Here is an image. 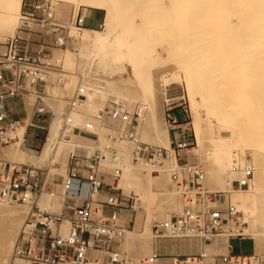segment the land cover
<instances>
[{
	"label": "bare ground",
	"instance_id": "6f19581e",
	"mask_svg": "<svg viewBox=\"0 0 264 264\" xmlns=\"http://www.w3.org/2000/svg\"><path fill=\"white\" fill-rule=\"evenodd\" d=\"M168 1L172 4V7H168V3H167ZM194 2L198 3V6L199 7L201 6L200 8L202 7L204 8L203 11L206 13L205 18L208 19V21L210 22L208 24L207 21L204 20V18L202 20H204L209 26L212 25L211 27L213 28L210 27V29H213L215 31L214 34H218L219 37L223 36L220 38L224 39V40L222 39L224 43L225 42L227 43V41H225L226 40L225 36H227V40L230 38L232 39V37L229 38L228 36H231L232 34L235 33L236 35L234 34V37H233L234 42L235 40H238V39L242 41V39L244 38L245 40L248 41L246 42L245 45L247 46V43H249L248 46L252 47V48L246 49V46L243 44L245 47L243 48L244 50H241L242 47L241 49H239L238 43L236 42L237 43L236 45L238 46V48H236L237 46L233 47L232 46L233 43L232 44L229 43L231 44L230 46L232 47V49L230 46L227 47L228 45L226 44H225L224 49L223 48L221 49L220 47L219 49L218 46L216 45L217 48L216 47H215L216 49L214 48L215 51L217 49L222 51L220 53L217 50L222 55V53H224L225 50L229 52L227 49L229 48L232 50L231 53L234 55H235V52L236 54L238 52H245L244 55L246 53L252 54L256 50V49L253 50L252 45L258 44L261 46L263 45V47L258 46V45L257 46L262 48L261 50L259 48V51H260L259 53L264 55L263 54L264 53V0H190V1L188 0H56V4H62L65 6L64 10H67L66 8H68L70 4H74L76 5V7L84 6L86 8H94L97 10H102L104 12L103 21H102L100 28L95 29V28H90V27H84L83 30L80 33H78L74 27H70V32H72L73 35L76 36L77 43H78L77 56L75 58V63H76V68H77L76 70L77 72H75L77 75L76 76L77 83H80L85 88L86 98L76 109H70L67 106L68 103L67 104L65 103L66 104L65 105L63 103L64 101L52 107L53 113H54L53 120L51 121L47 142L44 145L42 152L38 154L34 151H31L25 148L24 142L22 140L24 131L22 130V128H20L19 134H20L21 140L14 143V144H17L16 147H12L10 145L4 146L2 148L3 150L1 149L3 152H0V159L5 162L16 163L14 162V160H22L24 162L26 159L30 158V159L36 160L37 162L41 164H45L46 168L47 167L49 168L50 166L52 173L53 175H55V177H59L62 174L64 175L63 173L64 167H61V169H59L58 167H54L53 164L50 162V159L52 155L54 154V152L57 149H62L63 152L68 155V152H70L69 150H73L72 153L83 155V156H89L91 152L95 153L96 151L104 152L106 143H105V138H104L103 133L106 132V130H110L111 133H114L119 128H121L122 125L117 120H114L111 118L109 120H106V119L97 120L95 119V116L99 114L101 110L105 109V107L107 106L111 107L114 104L118 106L119 110L122 112V114H124L125 120H127L128 122L132 120V117H137L138 119L137 133L140 134L141 139H143V141H149L155 145L169 148L171 139H172L171 138V127L167 125L165 118H164L163 110L161 109V97H160L159 88H158V78H159L160 72L162 70H166L168 66L166 58L161 53V50H160L161 48H159V46L161 45V42L163 40L166 41L167 39L168 41L171 38L168 37L167 33L165 34L167 35L168 38L164 35V33H162L163 32L162 30L164 29L161 28L162 26H160L159 23L165 20H168L169 18L177 15V13H179L182 10L181 7L184 4L187 3L188 5L190 4L192 6V3ZM22 3H23V0H0V33L2 34L6 33V35L7 34L13 35L16 32V29L18 27V22L20 19ZM191 6L189 7L190 8L189 10H191L192 12L193 11L195 12L196 11L195 7H193L194 9L192 10ZM168 11L172 14L170 13L167 14ZM197 12L198 13H193V15H190V12H189V16L196 17L198 15L197 17H199V19L201 20L200 18L201 12L199 13L198 10ZM230 14H233L235 18L231 19ZM194 20H198V19L194 18ZM157 24H159L160 29L162 30H159V28L156 29L155 26ZM229 24L237 29L238 28L241 29L242 32H240L239 30L236 31L235 28L233 27L229 29V27H227V25L229 26ZM203 28L204 27H202L201 29L202 31L207 29L206 26L204 30ZM227 28L229 30L233 29V31H236V32L230 33L231 35H228L229 30L227 31ZM195 29H198V28L195 27ZM258 29L259 31H257ZM208 31H212V30H209V27H208ZM208 31L206 30L207 35H208ZM226 31H227V35H226ZM167 32H168V29H167ZM184 32H187V31H184ZM209 33L211 35V32ZM184 37H183L184 40L181 39V37H177V35L176 37H174L175 39L179 38L180 39V40L178 39L179 42L182 43L181 45L178 44L179 46H181L180 48L178 45H177L178 48L175 47V45L178 43L177 40H176L177 43L173 45V47L175 48L172 49V53L175 52L174 54H176L177 52L176 55L178 57L180 56L183 57V55H185L184 54L185 52H187L186 54L191 53V52L193 53L192 49L189 51L191 47L189 48V46L184 45V43L187 45L189 44L186 41L187 39L185 40V38H188V37L187 36L185 38ZM217 37L213 35L212 39L216 38L217 39L216 42H218ZM175 39H171V40L175 43ZM207 39L209 41V38ZM222 40L219 39L220 42ZM210 41L208 43H210ZM168 43L170 42H167V44ZM208 43H207V46H208ZM212 43L216 44L213 41ZM183 45L184 47H182ZM197 45L198 43L196 44V46ZM202 45L199 47L203 48ZM205 46L206 45L204 42V47ZM212 46L214 47V45ZM212 46L210 47L208 46L210 50H207L208 48L205 50H207V53L209 52L211 56H214L213 58H215L216 55H212V54H216L217 51L213 53L212 50L214 49L212 48L211 50ZM199 47L195 48L197 49L195 52L196 54L199 53L200 55V52L204 51L203 50L204 48L203 49L201 48L200 51L197 52L199 50ZM164 52H165V48H164ZM178 52H180V54ZM195 52L193 54H195ZM257 52H258V49H257ZM257 52L254 53V55L257 54ZM230 54H227V57L228 55L230 56ZM199 55L196 57L199 58ZM225 55H226V51L223 57ZM234 55L232 56L236 58ZM242 55L243 54L239 56H242ZM244 55L243 57H245ZM204 56H201L202 59ZM248 56L246 58H251V56L250 57ZM182 57H180V59ZM231 58L232 57H230V60ZM257 58L262 59V57H258V56ZM178 59L179 58H176V60ZM180 59L179 61H182ZM225 59L226 58H224V60ZM198 60L200 64L201 59H198ZM218 60H219V56H218ZM224 60H222V62ZM237 60H240V59L237 58ZM237 60L235 61L237 62ZM244 60L246 59L244 58ZM183 61L180 64L181 66L185 65L186 67L187 64H184L185 62ZM260 61L254 64H253L254 61L252 62V60H251V63H242L241 61L242 64L240 65L237 64L236 66L237 72L232 70L231 72L233 74L230 77L229 75L231 73L229 74L230 72L229 68L227 69L229 71L227 72L224 70L223 71L228 73L227 76L231 78L229 80L240 79L239 81L243 82L241 87L243 86V84H247L250 81H252V79L255 76L257 78L258 83L256 82L254 83V85L257 84L260 87L259 84L261 83L263 84L264 82V71H263L264 70V62H263L264 60L261 62ZM186 62L188 63L187 60ZM194 62L195 60H193V63ZM207 62H204V63H207ZM189 63H190V66L187 65L188 71H187L185 80H186V84H187L189 95H190V105L189 106H190V110L192 114L191 116L195 118L193 122V128H194V133H195L194 136H195L196 144L190 147L187 150V152H195V153L200 152V153L207 154V155L205 154L206 157L203 155L206 159V166H207V169H206L207 178L204 179V183L205 185L213 188L216 191H220V192L227 191V190H233L231 186L232 181L238 177V173L232 171L233 157H236L238 162L242 165L249 164L255 167V176H254L253 184L250 187V189L249 190H242V189L233 190L231 196H232V201L241 210V212L244 215L245 221L248 223V225L244 228V234L254 239V242L256 245V248H255L256 254L264 255L263 254L264 252V141H262L264 140L262 139L264 138L262 137L264 136V133L262 134V132H264V126L259 125L260 123L264 124V122H263V119L262 121H258L261 118V116L264 117V115H262V113H264L263 112L264 108H263V111H261V115L260 113L258 115L257 111L255 112L256 115L260 117L259 118L255 115L256 118H258L256 119V122L254 119L255 117L254 116H253L254 118L252 117L254 119L253 120L254 124L256 123L257 124L256 126L257 127L260 126L261 129H258L257 127H255V125L251 122V120L249 121L250 125L247 124L248 123L247 122L246 124L243 123L244 126H242L241 122L243 121L237 118V120H240L238 121V124L239 125L241 124L239 126L236 123L237 121L235 119L236 114H234V112H231V114H233L231 116L228 113L230 112V110L226 112L225 109L223 110V108H221V105H219L221 103H227L225 102L226 99L225 101L223 100L222 95H224L225 93L227 94L229 92L231 93L230 91L231 89L229 88H231V86L233 85L232 83L233 82L235 83V81L228 82L229 84L231 83L230 84L231 86L227 84V81L226 83L221 82V84H223L224 87L226 86L224 84H227L230 86L228 88L229 92L228 90H226V91H223L224 94H222V92L219 91V89H217V92L218 91L219 92L216 95L218 96V94L220 93L222 94V95L220 94L221 96L217 97L216 95H214L216 92L213 93L211 88L213 89V91H215L214 88H217L216 85H218V83L213 82L215 87L213 86L214 87L213 88L211 86L210 88V86H208L209 79H214V78H209V79L206 78L208 83L207 82L205 83L210 89H208L206 85L203 86L204 89L206 87L205 91L204 89L202 90L201 88V90L204 92L203 93L201 91L203 93V105L205 106V109H206V116L205 117L200 116V114L198 113V101L195 96V93L198 92L197 91L198 87L196 86L197 84L196 80L198 79H196L197 76L195 75L196 76L195 77L193 74V72H196L198 69L195 71L193 68V72H192V70H190L191 62ZM212 64L213 63H211V66ZM213 66L212 68H210L209 66L210 70L211 69L213 70V68L215 67L217 68L221 67L220 63L218 64L219 67L218 66L213 67ZM195 67L201 69L198 65ZM203 68L206 69V67H202V72H204ZM185 70L183 69V71ZM212 70L211 72L213 74ZM254 70L256 71V73L254 72ZM206 73H210V72H206ZM223 75L221 77H224ZM202 76L204 77V75ZM214 77L217 78V76H214ZM226 77L224 79H228ZM249 77H251L252 79L250 78L251 80H249ZM168 79L165 78L164 82L166 83ZM204 79L202 80V82L200 81V84L203 83L202 85H204V81H206ZM215 82H219V81H215ZM249 85L248 87L246 86L248 90H250ZM235 87H237V89H240L238 88L240 86H237V84L234 86V88ZM246 87L244 86L242 87V89L245 92L247 91ZM262 87L264 90V84ZM224 89L222 87V90ZM241 90H238L239 93ZM253 90L255 91V89ZM261 90L262 89H259L256 92L259 93ZM207 91L209 92L207 93ZM238 91H235V92L238 93ZM235 92L233 93L235 94ZM209 93H212L214 97H216L217 99L210 98ZM249 93H251V91ZM235 95L236 96L234 98L237 97V94ZM258 95L260 96L261 94H258ZM243 96L241 97L243 98ZM251 96L253 97V93L252 95L250 94V97ZM263 96H264V93H263ZM228 97L232 98V96H229V95ZM257 97L255 96L253 97L254 102L255 100H257ZM221 99L224 102L218 101ZM236 99L238 101L239 98H236ZM240 99H239V104H240ZM244 99L245 98H243V100ZM232 100H235V99H232ZM261 101H257V102L259 103ZM251 102H252L251 104H253V101ZM259 105L264 106L263 104H258L257 105L258 108H261L259 107ZM249 107L251 108V106ZM240 108H243V107H240ZM238 112H242V111L239 110ZM240 114L242 115V113ZM240 114L237 117H242ZM246 114L250 115V113H246ZM245 116L246 115L244 114L243 117ZM249 119H250V116H249ZM257 122H260V123H257ZM110 123L117 124L119 128L112 130V128L108 127ZM182 125L184 126L185 124H182ZM245 125H248L247 126L248 128ZM75 128H79L80 130H88L90 132L99 133L100 135L99 144L95 145L94 144L95 142L90 143L88 141L90 139L80 135V133H76L77 130H75ZM241 128L247 131L248 135ZM258 130L259 131L263 130V131H260L261 132L260 133ZM256 131H258V133ZM249 132H251V134ZM259 133L262 134L260 138H258L257 136ZM244 135H247V136H244ZM257 139L258 141L261 140V142L258 143ZM122 147L123 148L121 152L119 153V159L116 160L117 162H112L105 158L101 160V164L105 168L110 169V170L114 169L116 166H121L123 169V173H125L126 176H129L130 178L134 180V190L141 199H145L147 200V202H150L151 200L149 199L151 198V196L158 195L165 200V202L167 203L166 206L169 207V211H166V213L165 212L163 213V212L153 211L154 207L153 206L151 207L150 205H148V203L145 205H142L141 207L142 210L137 211V214L134 220L135 221L134 228L126 230L124 238L122 239V242H121V246L125 251L128 252V254L132 255L135 258H140L143 256L150 255L152 251V242L149 241V236H150L149 232H150L152 220L151 218H149L145 222L142 223L140 220H141V216L143 215V212H146L150 217H152V219H161V217H164L162 219H165V218H169L170 216H172L171 214L172 211H180L184 206L183 202L179 199L178 192L171 188H167V186L169 185V180H170V177H169L170 170L172 169L173 166H175L178 158L177 156H173L171 160L164 161L162 166L153 167L151 165L143 163V161L133 160V156H132L133 146L131 143L125 142ZM65 154L63 155L64 158H65ZM248 154H251L252 159L247 158ZM111 158L113 159L112 156ZM67 160L68 159L66 158V161ZM28 162H30V160ZM20 164H24V163L21 162ZM39 165L40 164H38V166ZM103 166H101L102 169H103ZM156 170L160 172V175H158L157 177H153L151 175V172L156 171ZM48 173H49V170L47 172V178H48ZM66 175H67V172L64 177H66ZM120 181L121 180L119 179L118 184H120ZM44 189L41 193L42 195L43 192H45L44 198H41L42 199L41 203L40 201H38L41 207H46L44 209H50V210L52 209L51 207L52 205L49 204V200H51L49 199V197L56 198L59 195H62L64 197L66 196L65 193L63 192H61V194H57L54 191H47ZM40 197H39V200H40ZM3 204L4 205L0 204V222L3 224V228L0 230V264H7L8 256L12 255V249H13L14 243L16 241L17 236L19 235L18 233H19V230L21 229V226L23 225L28 215L29 207L26 205H20V207H16V204H19V203H6L5 202ZM11 204H14V206ZM67 229H68V224H65L63 226V231H66ZM227 244L228 243H227L226 237L224 239L223 238L219 239V237H216L211 244L205 245L204 251L208 255V253L213 252L212 245L213 246L216 245L217 250H214L216 254L220 252H226L227 246H228Z\"/></svg>",
	"mask_w": 264,
	"mask_h": 264
},
{
	"label": "built area",
	"instance_id": "2783aa9c",
	"mask_svg": "<svg viewBox=\"0 0 264 264\" xmlns=\"http://www.w3.org/2000/svg\"><path fill=\"white\" fill-rule=\"evenodd\" d=\"M83 9L88 10L86 7ZM83 9H74L70 21L62 22L52 0H23L16 32L0 43V151L4 146L20 141L19 129L23 125L26 128L33 125L36 116L39 119L53 116V110L46 102L51 97L47 87L64 88L74 74L51 61L49 46L77 49L76 36L70 35L69 30L74 27L80 33L84 27H89L86 20L90 19L92 10L84 13ZM33 24L38 26L36 33L39 35L27 36L33 32L30 27ZM44 32L50 35V41L43 38ZM52 74L54 79H51ZM29 96L35 100L30 117L26 103ZM57 98L66 100L70 109H76L86 98L85 88L76 83L69 94L64 89L62 96ZM177 98H180V103L176 102ZM12 100L21 101L24 118L14 117L8 104ZM185 105L183 87L166 90L164 118L171 127L172 138L169 148L140 140L134 125L137 117L128 122L116 104L105 107L95 116L97 120L111 118L122 125L107 136L105 150L114 160L119 156V146L125 142L133 146V160L153 167L162 165L173 156L178 158L170 170V181L184 206L169 218L152 222L150 255L135 258L123 250L121 242L128 227L126 216H130L131 225L139 196L125 194L119 187L123 172L121 166L110 172L109 181L105 179L99 169L105 155L97 151L85 157L70 154L67 175L59 187L71 203H64L60 212L44 209L38 203L47 178L46 167L0 159V202L29 207L13 246L12 258L29 264H264V255L255 251L235 254L230 244V240L249 237L244 234L248 223L231 195L233 190L250 189L255 167L242 165L233 157L232 171L238 173L232 181L233 190L220 192L207 188L201 163L186 156L180 157V152L196 144L176 130L179 122L172 111L182 107L188 114ZM22 140L25 144V132ZM104 191L106 195L102 198ZM65 224H68V229L63 231ZM221 235L227 238V251L208 256L204 251L205 245Z\"/></svg>",
	"mask_w": 264,
	"mask_h": 264
},
{
	"label": "rangeland",
	"instance_id": "374dc122",
	"mask_svg": "<svg viewBox=\"0 0 264 264\" xmlns=\"http://www.w3.org/2000/svg\"><path fill=\"white\" fill-rule=\"evenodd\" d=\"M53 1V5L55 6V9H56V14H57V17L62 21V22H68V21H70V19H71V16H72V13H73V10L74 9H76V8H80V9H83L84 7L83 6H79V7H76V5H74V4H70L69 5V7L68 8H66L67 10H64V5H62V4H56V0H52ZM188 1H190V0H188ZM168 3V7H172V4L168 1L167 2ZM196 4H197V6H196ZM190 5V4H189ZM187 3L186 4H184L182 7H181V11L179 12V13H177V15H175L174 17H171V18H169L168 20H165V21H163V22H161V23H159L160 24V26H162L161 28L162 29H164L165 30V32H164V30H162V29H160V26H159V24H157L155 27H156V29L157 28H159V30H162L163 32L162 33H164V35L167 37V35L165 34V33H167L168 34V37L169 38H171V39H175L174 37H176V35H177V37H181V39H183V37L185 36H187L188 38H185V40L187 41V43H189L188 45L187 44H185L184 43V45H186V46H189V51L192 49L193 50V53L197 50V49H195V48H198L199 46H201L202 44V46H203V48L202 47H199V50L197 51V52H199L200 51V49L202 48L204 51H202V52H200V55H199V53H197L196 54V52H195V54H193L192 52L191 53H188V54H186L187 52H185L184 54L185 55H183V57L182 56H180V57H182L181 59H180V57H178L176 54H177V52H176V54H174L175 52H173L172 53V49L173 48H175V47H177L178 48V44H182V43H180L179 42V40L178 39H175V43L171 40V39H169L168 41H167V39H166V41L165 40H163L164 41V43H163V41L161 42V45H162V47H163V49H162V47H161V45L159 46V48H161L160 50H161V53L163 54V56L166 58V61H167V69L166 70H162L161 72H160V74H159V78H158V88H159V93H160V97H161V109L163 110V114H164V111H165V100H166V90H168L169 88H172V89H177V88H179V87H183L184 88V91H185V97H186V109H187V111H188V114H186V113H184V110L182 109V107H176L172 112H173V115L177 118V120H178V125L179 126H177L176 127V130H178L180 133L182 132V133H184L185 134V136L189 139V140H194V141H196L195 140V133H194V128H193V122H194V120H195V118L194 117H192L191 115V110H190V95H189V91H188V87H187V84H186V74H187V67L188 66H190V63L189 62H191V68H190V70H192V72H193V68H194V70L196 71L197 69V71H198V73H197V71L196 72H193V74H194V76L196 77V79H198V80H196V86L198 87V90H197V88H196V90L198 91V92H196L195 93V96H196V99H197V101H198V113L200 114V116H202V117H205L206 116V109H205V106L203 105V86H205L206 85V87L208 88V89H210L211 88V86L213 87H215V85H214V83H218V85H216V87L217 88H214V90L215 91H213V89L211 88V90H212V92L213 93H215L214 95H216L219 91H221L222 92V94H224V92L223 91H226V90H228V92H229V89H231L230 91H231V95L229 94V93H227L229 96H232V98H229L228 97V95L226 94H224V95H222L221 93V95L223 96V100L225 101V99H226V101L225 102H227V103H221V104H219V105H221V108H223V110L225 109V111L227 112L228 110H230V112H228L231 116L233 115V114H231V112H234V114H236V120H237V118H239L240 120H242L243 122H241V124H242V126H244V124L243 123H247V124H249L250 125V120H251V122L254 124V122H253V120L255 119V122H256V119H258V118H256V116L257 117H259L258 115H259V113H260V115H261V111H263V108H264V106H260L259 105V107H261V108H258L257 107V105L258 104H263L264 105V96H263V84H264V82H263V84L261 83V84H259L260 85V87L257 85V84H255V85H257V86H255L254 85V83H258V81H257V78L254 76V78H256V79H252L251 77H249V80H251L252 79V81H250L249 83H250V85H249V83H247V84H243V86L244 87H248V85L250 86L249 87V89L250 90H248L247 89V87H246V92L242 89V87H241V85H242V83L243 82H241V81H239L240 79H236V80H229V79H231V78H229L230 76H232V70H234L235 72H237V68H236V66H237V64H242V63H251V60H252V62H253V64L254 63H256V62H258V61H263L264 60V55H262V54H260L259 52V48L260 47H258V46H261V45H252L253 46V50H255V52L254 53H256L257 52V49H258V52H257V54H255L254 55V53H252V54H247V56L248 57H250L251 56V58H246L247 56H246V54L244 55V53L245 52H238L237 54H236V52H235V55L234 54H232L231 52H232V47L230 46L232 43V46L233 47H235V46H237L236 44L238 43V46H239V49H241V47H242V49L241 50H244L243 48L246 46L245 44H246V42H248L247 40H245L244 38V40L242 39V41H240V39H238V40H235V42H234V32H236V31H240V32H242L241 31V29H237V28H235V27H233L232 25H230L229 24V26L227 25V27H229V29H231L232 27L233 28H235V30L236 31H233V29L232 30H229L228 28H227V31L229 30V33H228V35H231L230 33H234V34H232L231 36H228L229 38L230 37H232V39L230 38V39H228L227 40V36H225V38H226V40L225 41H227V43L225 42H223V40L220 38V37H223V36H220L219 37V35L218 34H214L215 33V31L213 30V29H210V27L212 26L211 24V26H209L208 24H209V22L210 21H208V19H206L205 18V12L203 11V7L202 8H200L199 6H198V3H196V2H194V3H192V6H191V9L193 10L194 8L193 7H195V12L193 11H191V10H189L190 8V6H189ZM193 5H195V6H193ZM184 8V9H183ZM89 10H82L84 13H89V11H90V9L94 12V16H93V18H91V19H88V20H86V25L87 26H89V27H92V28H99L100 27V24L102 23V20H103V17H104V12L102 11V10H97V9H94V8H88ZM197 10L199 11V13L202 15L203 13V15L201 16L200 15V18H201V20L204 18V20L205 21H207V23L204 21V20H200L199 19V17H197L198 15L197 14H195V15H197L196 17L195 16H189V12H190V15H193V13H198L197 12ZM201 10V11H200ZM203 12V13H202ZM170 12L168 11V13L167 14H169ZM170 14H172V13H170ZM193 17V18H192ZM194 18L195 19H198V20H194ZM230 18L231 19H234L235 17H234V15L233 14H230ZM191 19H193V20H191ZM200 21H201V23H200ZM193 22V23H192ZM197 22H198V24H197ZM205 22V23H204ZM192 23V24H191ZM194 23H195V25H194ZM189 24V25H188ZM199 24H201V25H199ZM192 25V26H191ZM199 25V26H198ZM18 26H19V22H18ZM205 26H206V28L207 29H205ZM209 27V30H212V31H214V32H212V31H208V27ZM231 26V27H230ZM30 27L31 28H33V32H30L31 34L29 35V34H26L27 36H35L37 33L36 32H38V30H39V28H38V26L37 25H30ZM195 27H197L198 29H195ZM202 27H204L203 28V30L204 31H202L201 29H202ZM260 27V26H259ZM262 27V26H261ZM194 28V29H193ZM211 28H213V27H211ZM263 28V27H262ZM167 29H168V32H167ZM200 29V30H199ZM255 29V28H254ZM253 29V30H254ZM257 29V28H256ZM17 30V29H16ZM174 30V31H173ZM194 32H193V31ZM197 30V31H196ZM206 30L208 31V35H207V32H206ZM217 30V29H216ZM252 30V31H253ZM261 30V29H260ZM184 31H187V32H184ZM190 31V32H189ZM200 31V32H199ZM227 31H226V35H227ZM232 31V32H231ZM255 31V30H254ZM257 31H259V29L257 30ZM256 31V32H257ZM195 32H196V34H195ZM209 32H211V35H210V33ZM239 32V33H240ZM255 32V33H256ZM69 33H70V35H72L73 36V33L72 32H70V30H69ZM182 33V34H181ZM189 33V34H188ZM202 33V34H201ZM206 33V34H205ZM216 33H218V32H216ZM238 33V32H237ZM241 34V33H240ZM39 34H37V36H38ZM194 35V36H193ZM204 35V36H203ZM218 36L217 38H218V42H220L219 41V39L220 40H222L220 43H218V42H216L217 41V39L216 38H213L212 39V36ZM236 35V34H235ZM9 36H12V34L10 35V34H7L6 35V33L4 34H2V33H0V43L1 42H4ZM203 36V37H202ZM167 37V38H168ZM195 37V38H194ZM199 37H201V38H199ZM43 38L48 42V41H50V35H48V34H46L45 32L43 33ZM207 38H209V41H210V43H208L209 41H208V39ZM211 38V39H210ZM190 39V40H189ZM202 39H204V40H202ZM216 39V40H215ZM178 41V43H177V41ZM184 40V39H183ZM197 40H199V41H197ZM201 40H202V42H201ZM206 40H207V42H206ZM233 40V41H232ZM212 41L214 42V43H216V44H213L212 43ZM167 42H170V43H168V44H170V45H168L167 44ZM191 42V43H190ZM198 43V45L196 46V44ZM204 42H205V47H204ZM237 42V43H236ZM240 42V43H239ZM163 43V44H162ZM177 43V44H176ZM195 43V44H194ZM207 43H208V46L210 47V46H212V45H214V47L212 46L211 47V50H212V48L214 49L215 47H216V45L218 46V48L220 47L221 49L223 48H225V44L226 45H228L227 47H231V49H229V48H227L228 49V51L231 53H229V52H227V50H225L226 51V55L223 57V55L225 54V51H224V53H222V55L220 54L222 51H220V50H216L215 51V49L217 48H215L214 50H212L213 51V53L214 52H216V54H212V55H216L215 56V58H213L214 56H211V54L208 52L207 53V50H210V48L207 46ZM229 43H231V44H229ZM254 43V42H253ZM176 44V45H175ZM211 44V45H210ZM221 46H220V45ZM235 44V45H234ZM245 46H244V45ZM248 44L249 43H247V46H246V49H248V48H252V47H250V46H248ZM173 45H175V47H173ZM178 45V46H177ZM184 45L182 46V47H184ZM77 46H78V43H77ZM185 46V47H186ZM224 46V47H223ZM238 46L236 47V48H238ZM49 47H51V61L53 62V63H56V64H60V65H62L63 66V68L65 69V70H68L69 72H72L74 75H72L71 77H70V82H68L65 86H64V88H62V87H60V86H55V87H50V86H48L47 87V92H48V94L51 96L50 98H48V99H46V102L50 105V107L52 108L54 105H56V104H58V103H61V102H63L64 104L66 103L67 104V101L66 100H63V99H60V98H57L58 96H62V92H63V90L65 89L66 90V93L67 94H69L71 91H72V89L74 88V86L76 85V83H77V75H76V73L75 72H77L76 70H77V68H76V63H75V58H76V56H77V49H61V48H56V47H52V46H49ZM170 47H171V49H170ZM181 46H179V48H180ZM261 47H263V45L261 46ZM164 48H165V52H164ZM168 48V49H167ZM195 50H194V49ZM208 48V49H207ZM219 48V49H220ZM167 49V50H166ZM186 49V48H185ZM205 49H207V50H205ZM262 48H260V50H261ZM170 50H171V52H170ZM187 51V50H186ZM188 51V52H189ZM181 52V51H180ZM180 52H178L179 54H180ZM203 52H204V54H203ZM261 52H263V51H261ZM168 53V54H167ZM260 54V56H259V54ZM191 54V55H190ZM206 54H208V55H206ZM227 54H230V56L228 55V57H227ZM241 54H243L245 57H243V55L242 56H239V55H241ZM264 54V53H263ZM191 56V57H189V56ZM199 55V58L198 57H196V56H198ZM205 55V56H204ZM210 55V56H209ZM232 55H234L236 58H234ZM253 55V56H252ZM187 56V57H186ZM195 56V57H194ZM201 56H204L203 57V59H202V57ZM218 56H219V60H218ZM240 58H239V57ZM257 56L258 57H262V59H259V58H257ZM188 57H189V59H190V61H189V59H188ZM222 57H223V59H222ZM230 57H232L231 58V60H230ZM254 59H253V58ZM176 58H179L180 60H182L183 61V59H184V61L183 62H185L184 64H187L186 65V67H185V65H182L181 66V64L180 63H182V61H179V59L178 60H176ZM185 58H186V60L188 61V63L186 62V60H185ZM194 58H196V59H194ZM210 58H212V59H214V60H212V59H210ZM224 58H226L227 60H229V61H227L226 59L224 60ZM237 60V58L238 59H240V60H237V62L234 60ZM243 58V59H242ZM244 58L246 59V60H244ZM69 59V60H68ZM198 59H201L200 60V64H199V60ZM205 59V60H204ZM209 59H210V61H209ZM233 59V60H232ZM257 61H256V60ZM193 60H195V62L193 63ZM217 60V61H216ZM222 60H224L223 62H222ZM249 62H248V61ZM208 61V62H207ZM220 61V62H219ZM241 61H242V63H241ZM246 61V62H245ZM260 61V62H261ZM204 62H207V63H204ZM213 63L212 64V66L214 65V63H215V65L213 66V67H215V66H218V64L220 63V65H221V67L220 68H217V67H215V68H213V74H212V72H211V70H210V68H212V66H211V63ZM225 62V63H224ZM228 62V63H227ZM264 62V61H263ZM196 63V64H195ZM221 63H223V64H221ZM234 63V64H233ZM217 64V65H216ZM232 64H233V66H232ZM194 65V66H193ZM199 66L201 69H199V68H197V67H195V66ZM206 65V66H205ZM223 65V66H222ZM226 65H228V66H226ZM206 67V69L205 68H203L204 70V72H202V67ZM209 66H210V68H209ZM227 67V68H225V67ZM232 66V67H231ZM219 67V66H218ZM223 67V68H222ZM235 67V68H234ZM185 68H186V70H185ZM229 68V70H230V72H229V77L227 76V74L228 73H226L227 71H229V70H227ZM230 68H232V69H230ZM181 69V70H180ZM183 69L186 71H183ZM215 69H216V71H215ZM207 70V71H206ZM208 70H210V71H208ZM219 70H221V71H219ZM226 71V72H224V71ZM174 71V72H173ZM177 71V72H176ZM233 71V72H234ZM264 71V70H263ZM191 72V73H192ZM206 72H210V73H206ZM215 72V73H214ZM234 72V73H235ZM252 72V71H251ZM254 72L256 73V71L254 70ZM162 73H163V75H162ZM202 73V74H201ZM205 73V74H204ZM221 73H222V75L224 76V77H221L222 75H221ZM254 73V74H255ZM165 74V75H164ZM167 74V75H166ZM185 74V75H184ZM220 74V75H219ZM202 75H204V77H205V79H204V77L202 76ZM227 77H226V76ZM214 76H217V78L216 77H214ZM203 77V78H202ZM218 77H220V78H218ZM228 78V79H224V78ZM253 77V76H252ZM55 78V75L54 74H52L51 75V79H54ZM165 78H169L168 79V81L165 83L164 82V79ZM201 78H202V80L204 79V80H206V78L207 79H209V78H214V79H209V83L207 82V80L206 81H204V85H202V84H200V81L202 82V80H201ZM223 78V79H222ZM251 78V79H250ZM213 80V81H212ZM219 81V82H215V81ZM242 80V79H241ZM255 80V81H254ZM226 81H227V84H229L228 82H230V81H235V83L233 82L232 84L234 85H236L237 84V86H240V87H238V88H240V89H237V87H235L234 88V86L232 85H230L231 86V88H229L230 86L229 85H227V84H224V85H226L225 87L223 86V84H221V82L223 83H226ZM254 81V82H253ZM205 82H207L208 83V86H210V88L207 86V84L205 83ZM214 82V83H213ZM211 83V84H210ZM241 83V84H240ZM220 84V85H219ZM240 84V85H239ZM202 85V86H201ZM220 86H222L223 87V89L224 90H222V87H220ZM228 86V87H227ZM206 87H205V89H206ZM262 87V88H261ZM201 88H202V90H201ZM229 88V89H228ZM233 88V89H232ZM255 89V91L253 90V89ZM205 89H204V91H205ZM217 89H219V91L217 92ZM243 91H242V90ZM259 89H262L259 93L258 92H256V91H258ZM200 90V91H199ZM232 90H233V92H235V91H238V90H241L240 91V93H239V91H238V93L237 92H235V94H237V97L236 98H239L240 99V97L241 96H243V98H245L244 100H243V98L241 97V99H240V104H239V99H238V101H237V99L236 98H234L236 95L232 92ZM203 93H202V92ZM251 91V93H249ZM202 94H201V93ZM209 91H207V93H208ZM249 93V95H248V93ZM246 93V94H245ZM252 93H253V97L255 96V97H257V100H255V102H254V100H253V97L251 98L250 97V94L252 95ZM261 94L260 96L257 94ZM201 94V95H200ZM211 94V95H210ZM220 94H218V96H221ZM240 94V95H239ZM214 95L212 94V93H209V96H210V98H214V99H217L216 97H214ZM234 95V96H233ZM179 95H177L176 97H178ZM199 96V97H198ZM217 96V95H216ZM217 96V97H218ZM226 96V97H225ZM249 96V97H248ZM225 97V98H224ZM228 97V98H227ZM261 97V98H260ZM200 99V100H199ZM219 99V98H218ZM228 99V100H227ZM232 99H235V100H232ZM249 99V100H248ZM252 99V100H251ZM262 101H261V100ZM222 99L221 100H218L219 102H224ZM246 100V101H245ZM34 97L33 96H29L27 99H26V103H27V110H28V112H29V117H30V113H31V106L33 105V103H34ZM233 101V102H232ZM236 101H237V103H236ZM251 101H253V104H254V106H253V104H251L252 102ZM257 101H261V102H257ZM176 102H179L180 103V98L178 99H176ZM199 102H201V103H199ZM243 102V103H242ZM248 102V103H247ZM55 103V104H54ZM218 103V102H217ZM242 103V104H241ZM65 104V105H66ZM222 104H224V105H222ZM240 106H239V105ZM250 104V105H249ZM202 105V106H201ZM247 105V106H246ZM67 106H68V104H67ZM249 106H251V108H253V109H251ZM255 106H256V108H255ZM227 108V110H226V108ZM231 107V108H230ZM240 107H243V108H240ZM249 107V108H248ZM255 108V109H254ZM257 108H258V110H257ZM232 109V110H231ZM250 109V110H249ZM260 109H262V110H260ZM53 110V109H52ZM239 110H241L242 112H238ZM248 110V111H247ZM259 110H260V112H259ZM252 111V112H251ZM258 112L257 114L258 115H256V113L255 112ZM236 112V113H235ZM264 112V111H263ZM240 113H242V115L240 114ZM246 115L245 117H243L244 116V114ZM246 113H250V115L249 114H246ZM255 113V114H254ZM241 115L242 117H237L238 115ZM252 114H254V115H252ZM165 115V114H164ZM248 115V116H247ZM252 115V116H251ZM256 115V116H255ZM262 115H264V113H262ZM249 116H250V119H249ZM255 118H254V117ZM254 119H253V118ZM51 118H52V115H47L42 121L36 116L34 119H33V121H32V123L33 124H37V125H39V126H43L44 127V129H39V128H37V127H35V126H31L30 127V129H29V131H28V134H27V136H26V140H25V144H26V146H29V147H34V148H39L40 147V145H41V141H42V138L43 139H45V137L47 136V133H48V126H49V122L51 121ZM233 118V119H234ZM260 118V117H259ZM262 119H263V122H264V117H262L261 116V118L258 120V121H262ZM106 120H109V118H106ZM132 120H135V117H132ZM235 120V121H236ZM240 120H237L236 121V123L238 124V121H240ZM251 123V124H252ZM257 123H260V122H257ZM182 124H185L184 126L182 125ZM187 124V125H186ZM240 124V125H241ZM262 123H260L259 125L260 126H264V124H262ZM134 125H136V130H137V126H138V121L137 122H135L134 123ZM168 125V124H167ZM239 125V124H238ZM239 125V126H240ZM255 125V127H257L256 125V123L254 124ZM241 126V127H242ZM246 127L248 126V125H245ZM259 126V127H260ZM108 127H110V128H112V130H114V129H117V128H119L118 127V125L117 124H109L108 125ZM259 127H257L258 129H261V127L259 128ZM244 128V127H243ZM248 128V127H247ZM246 128V129H247ZM242 129V128H241ZM243 131H245L244 129H242ZM248 130V129H247ZM259 131V130H258ZM258 131H256L257 133H258ZM260 131H263V130H260ZM259 131V132H260ZM139 132V131H138ZM246 132V134H247V131H245ZM256 132H255V134H256ZM76 133H80V135H82V136H84V137H87V138H89L90 140H88L90 143H94L95 145H98L99 144V142H100V135H99V133H97V132H90V131H86V130H77L76 131ZM109 133H111V131L110 130H106V132H104L103 133V135H104V138H105V143L107 144V136H108V134ZM250 134H251V132H249ZM261 133V132H260ZM259 133V134H260ZM264 132H262V134H263ZM259 134L257 135L258 136V138H260L261 136H262V134H260V136H259ZM248 135V134H247ZM247 135H244V136H247ZM138 136H139V138H140V140H142L143 141V139H141V136H140V134L138 133ZM251 136V135H250ZM256 136V137H257ZM262 137H264V136H262ZM262 139H264V138H262ZM97 140V141H96ZM257 141H258V139H257ZM262 141H264V140H262ZM143 142H147V143H151V142H149V141H143ZM259 142H261V140L260 141H258V143ZM124 144V143H123ZM123 144L122 145H120L119 147H120V152H121V150H122V146H123ZM151 144H153V143H151ZM10 146H12V147H16L17 146V144H9ZM9 145H7V146H9ZM116 147L118 146V145H115ZM3 150V149H2ZM0 151V152H3V151ZM119 152V153H120ZM97 153V151L95 152V154ZM94 153H90L89 154V156H92ZM104 155H105V158L107 159V160H109V161H112V162H117L116 160L114 161L112 158H111V154H110V152H108L107 150H105L104 151V153H103ZM206 153H195V152H187V151H182V152H180V157H188L191 161H196V162H199V163H201V165H202V167H203V170H204V174H205V178H207V175H206V169H207V166H206V159H205V157H206V155H205ZM107 155V156H106ZM110 155V156H109ZM205 157H204V156ZM82 157H85V156H83V155H81ZM109 156V157H108ZM104 158V159H105ZM112 160H111V159ZM247 158L248 159H252V156H251V154H248L247 155ZM119 159V156H118V158H117V160ZM30 160V162H28ZM169 160H171V159H169ZM169 160H166V161H169ZM203 160H204V162H203ZM14 162H16V163H24V164H26V165H30V166H37V167H40L41 165V167H46V165L45 164H41V163H39V162H37L36 160H33V159H26L24 162L22 161V160H14ZM144 163V162H143ZM38 164H40L39 166H38ZM100 164H101V161H100ZM163 165V164H162ZM162 165H160V166H162ZM101 166H103L102 164H101ZM101 166H99V169H100V171L105 175V179L107 180V181H109V174H110V172L113 170H110V169H107V168H105L104 166H103V169H102V167ZM106 169V170H105ZM123 170V169H122ZM151 175L153 176V177H157L158 175H160V172L159 171H152L151 172ZM121 177H123V178H120V184H118L119 185V187L124 191V193L125 194H136V192H135V190H134V180L132 179V178H130L129 176H126V174L125 173H123L122 172V175H121ZM169 177H170V173H169ZM57 179H58V177H56ZM204 178V179H205ZM54 179V181L52 180V181H49V179L48 178H46L45 179V186H44V190H47V191H54V192H61V189H60V187L59 186H57L56 185V183H57V179L55 180V178H53ZM60 184H61V181H60ZM204 185H205V183H204ZM207 188H209V189H211V190H214L213 188H211V187H209V186H207V185H205ZM167 188H171V189H173V190H175L176 191V189L172 186V184H171V181L169 180V185L167 186ZM148 189H150V188H148ZM44 193L45 192H43V196L41 195V197H40V203H41V198H44ZM106 193V191H104V192H102L101 193V195H102V198H104L105 197V194ZM49 199H51V200H49V204H51L52 206H54V207H57V209H55V208H52L51 210L50 209H47V210H50V211H54V212H60L61 210H62V207H63V201H64V199H65V197L64 196H62V195H59V196H57L56 198L55 197H49ZM180 199V198H179ZM149 200H151L150 202H147V200H145V199H141L140 197H138V200H137V202L135 203V208H136V212H135V214L134 215H132V217L133 218H131L132 219V224L131 225H129V218H130V216L129 215H127L126 216V218H127V220H128V227H127V229H133L134 228V224H135V217H136V214H137V211H141L142 209H141V207H142V205H145V204H147L148 203V205H150L151 207L153 206L154 207V209H153V211H155V212H165L166 213V211H169V207L168 206H166V202H165V200L162 198V197H160V196H158V195H154V196H151V198L149 199ZM3 203H5V202H0V204L1 205H4ZM11 205H13L14 206V204H11ZM20 205H22V204H16V207H20ZM42 208H46V207H42ZM49 208V207H48ZM176 212H178V211H172L171 212V214H173V213H176ZM149 218H151V222H153V221H155V220H160V219H152V217H150L146 212H143V215L141 216V222L143 223V222H145L147 219H149ZM162 218H164V217H161V219ZM25 222V221H24ZM24 224V223H23ZM22 227H23V225L21 226V229L19 230V233H20V231L22 230ZM3 228V224L0 222V230ZM18 233V234H19ZM150 234V236H149V241H151L152 242V247H153V239H152V236H151V229H150V232H149ZM17 238H18V236H17ZM17 238H16V240H17ZM221 238H225V236L224 235H221V236H219V239H221ZM16 242V241H15ZM15 244V243H14ZM231 244H232V247H233V253H235V254H250V253H252L253 251H255V248H256V245H255V242H254V239L252 238V237H247L246 239H244V240H242V239H233V240H231ZM212 247H213V252H210V253H208V255L209 256H214V255H217L216 254V252H214V250H217L216 248H217V246L216 245H212ZM124 250V249H123ZM127 252V251H126ZM211 253H212V255H211ZM215 253V254H214ZM223 253H225V252H220V253H218V254H223ZM214 254V255H213ZM263 254H264V252H263ZM17 260L18 259H13L12 258V255H9L8 256V260H7V264H29L28 262H26V261H23V260H18V262H17Z\"/></svg>",
	"mask_w": 264,
	"mask_h": 264
},
{
	"label": "crops",
	"instance_id": "0c3cea01",
	"mask_svg": "<svg viewBox=\"0 0 264 264\" xmlns=\"http://www.w3.org/2000/svg\"><path fill=\"white\" fill-rule=\"evenodd\" d=\"M93 16H94V12L93 11H91V13H90V19L91 18H93ZM103 21V20H102ZM102 24V23H101ZM90 28H92V27H90ZM100 28V27H99ZM95 29H97V28H95ZM8 104H9V107H10V110L13 112V114H14V117H16V118H24V116H25V110H24V108L22 107V105H21V101L20 100H12V101H9L8 102ZM41 121L43 120V119H40ZM53 120V116H52V118H51V121ZM51 121L49 122V126H48V133H47V136L45 137V139H43L42 138V141H41V145H40V147L39 148H34V147H29V146H26V144H24V146H25V148L26 149H28V150H31V151H34V152H36V153H40V152H42V150H43V148H44V145L46 144V142H47V138H48V134H49V131H50V125H51ZM27 122H29V120L27 121ZM31 126H35V127H37V128H39V129H44V127L43 126H39V125H37V124H33V125H29V126H27V128H26V125H23L21 128H22V130L25 132V140H26V136H27V134H28V131H29V129H30V127ZM26 130V131H25ZM56 151H58V152H56ZM55 152H54V154L52 155V157H51V159H50V162L53 164V166L54 167H58L59 169H61V167H64L63 168V173H64V175L62 174L61 176H59L58 177V179L55 177V175H53V173H52V170H51V167L49 166V168L47 167V169L49 170V173H48V179H49V181H54V179L53 178H55V180L57 179V183H56V185L57 186H59L60 185V181H62L63 180V178H64V176H65V174H66V172H67V170H68V163H69V157H70V154L73 152V150H69L70 152H68V155L67 154H65L64 152H63V150L62 149H57ZM58 154V155H57ZM65 154V158H64V155ZM60 156V157H59ZM63 156V157H62ZM69 156V157H68ZM56 157V158H55ZM52 158H54V159H52ZM66 158L68 159L67 161H66ZM65 159V160H64ZM60 160V161H59ZM53 161V162H52ZM65 161V162H64ZM55 163V164H54ZM51 170V171H50ZM84 174H86V172H84ZM52 178V179H51ZM57 194H61V192H56ZM64 203L65 204H69V203H71V202H69V200L68 199H64V201H63V206H64ZM52 208H55V209H57V207H54V206H51ZM63 208V207H62ZM230 244H231V240H230ZM231 246H232V244H231ZM233 248V247H232Z\"/></svg>",
	"mask_w": 264,
	"mask_h": 264
}]
</instances>
